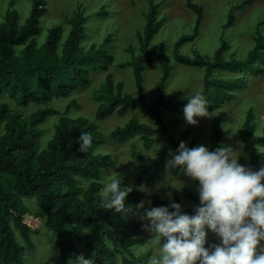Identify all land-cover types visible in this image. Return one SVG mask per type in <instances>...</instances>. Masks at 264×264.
<instances>
[{
    "label": "trees",
    "instance_id": "1",
    "mask_svg": "<svg viewBox=\"0 0 264 264\" xmlns=\"http://www.w3.org/2000/svg\"><path fill=\"white\" fill-rule=\"evenodd\" d=\"M30 1L31 8L23 23L14 7L15 0L7 2L0 20V97L6 95L21 107L29 104L40 106L28 116H22L7 102L0 103V264H25L22 246L16 239L11 222L25 245L31 247L30 226L23 218L26 209L21 203L22 198H34L46 214L45 226L53 232L58 248L52 264H73V257L79 254L77 245L81 243L89 249L95 264H109L112 249L119 252L120 264L137 262L141 258L133 248L139 242L140 234V223L134 218L142 211L136 208L140 201L139 191L132 189L127 194L125 204L128 211L125 213L98 207L97 193L103 185L102 168L111 167L114 163L109 155L96 151L104 144L105 137L88 117L68 115L72 107H78L74 100L62 113L48 106V100L51 97H70L88 87L97 70L105 73L103 82L93 93L97 102L94 118L102 121L113 115L124 116L129 111H137L148 119L144 122L131 116L124 124L112 129L109 136L117 144L133 138L141 142V148H131L129 157L135 183L149 186L159 181L167 169V148H161L155 157L148 152L158 141L156 134L160 132L174 148L179 144V140L170 136L162 111L167 109L180 114L187 103L185 96L166 94L173 66L171 61L203 68L202 88L210 101V111H214L235 99L236 92L246 87V74L263 71L264 35L256 33L254 44L244 58H236L233 54L226 58L229 43L223 32L236 19L230 8L227 21L221 26L219 45L212 56L199 53L185 55L180 49L197 36L203 17L201 5L185 0L186 7L196 14L195 25L190 34H182L174 41L169 55L163 45L159 49L150 45L165 18L158 17L159 4L147 0L143 30L137 33L138 52L131 51V60L117 64L119 68H131L136 90L133 96L123 90V82H114L113 74L108 71L113 62L108 49L109 36L88 48L81 44L88 19L82 11L74 12L70 18V29L63 41L62 26L56 25L49 28L43 42L38 43L37 37L42 31L40 19L48 11L47 0ZM245 1L252 0H241L237 5L241 6ZM99 13H104V10ZM154 64L159 65L160 76L156 82V99L149 103L144 91V72L148 65ZM217 71L236 76L224 78L218 76ZM225 114L223 109H219L211 120L210 150L221 146L228 133L222 126ZM52 115H59V118L51 138L40 149L43 134L40 125ZM254 117L253 109L249 108L238 136L247 152L245 164L259 169L264 166V126L261 134H256ZM81 130L90 131L93 135L88 152L79 151L77 137ZM193 144L192 141L188 146ZM239 162H242L241 158ZM171 169L174 173L183 171L180 166ZM123 183L127 184L124 178ZM179 193L192 200L193 206L181 203L176 192L173 200L181 203L182 211L193 214L194 206L199 203L198 194L185 188ZM151 200L152 205L157 206L170 203L155 192L151 194Z\"/></svg>",
    "mask_w": 264,
    "mask_h": 264
},
{
    "label": "rangeland",
    "instance_id": "2",
    "mask_svg": "<svg viewBox=\"0 0 264 264\" xmlns=\"http://www.w3.org/2000/svg\"><path fill=\"white\" fill-rule=\"evenodd\" d=\"M9 0H0V20L7 8ZM159 4L158 17L165 18V21L150 45L159 49L164 46L165 51L170 55L174 41L182 34H190L193 31L196 14L188 9L185 0H152ZM203 7V17L200 23L199 32L193 41L185 43L180 51L181 53L193 56L199 53L205 56H212L214 50L218 47L221 35V26L227 21V15L230 8L235 14V22L224 32V38L229 43V49L225 52V57L233 54L236 58H244L249 49L254 44L256 33L264 35V0L245 1L243 5L238 6L241 0H193ZM15 9L20 16V22L23 23L28 16L31 8L30 0H15ZM103 9L104 13H99ZM148 9L147 0H47V13L41 17V34L37 37V42H43L47 30L53 26L61 25L63 41L70 29V18L74 12L82 11L88 17L85 24V38L81 44L88 48L91 44L98 45L106 36H109L110 43L108 49L113 55V62L109 70L113 74L114 82H123V90L133 96L136 90L133 82L131 68H119L118 63L131 60V51L138 52L137 33L143 30L145 16ZM172 71L166 86V94H175L178 97H184L188 90H196L202 87L203 68L198 66H188L171 61ZM264 68V67H263ZM218 76L230 78L236 74L217 71ZM101 70H97L92 76L91 84L83 89L74 92L67 98L51 97L47 105L57 109L62 113L66 105L74 100L78 107H72L68 115L71 117L85 116L94 121L101 133L105 137L103 145L96 151L100 154H107L113 160L111 167L102 168L101 182L104 184L115 172L120 173L127 184L132 185V189L138 190L139 199H145V193L140 191L138 184L134 181V171L131 165L129 152L132 147L141 148V142L133 138L124 144H117L111 141L109 133L116 126L124 124L131 116H136L139 120L148 122V119L140 115L137 111H129L124 116L113 115L102 121L94 118L97 102L93 99V93L100 87L104 80ZM160 76V67L158 64L148 65L144 72V91L146 100L150 103L156 99V82ZM246 87L236 92L235 99L223 104L220 108L212 111L215 115L219 109H223L226 114L222 121V126L228 133L225 135L222 144H235L240 141L238 130L244 121L246 111L249 108L254 112V123L256 124L255 133L261 134L264 126V69L256 74H246ZM7 102L12 110L18 111L22 116H28L36 108L34 104L26 107L18 106L12 99L4 95L0 97V103ZM166 125L170 136L174 140H185L187 145L193 141V145L205 144L208 146V137L210 133L211 117H197L198 123L190 124L186 122L183 112L173 113L163 109ZM59 115H52L40 125L43 134L40 139L39 148L46 146L47 141L53 134L54 125L57 123ZM157 142L161 144L159 149H155L156 144L148 152L154 155L163 147L168 149L175 148L171 142L160 132L156 134ZM264 151V148H262ZM170 158L167 153V160ZM243 164L246 158L241 157ZM183 182V188L197 192L196 180L188 177L184 171L173 172L171 167L162 173L161 178L156 183L150 185L152 193H157L165 199H169L167 192H172V199L189 204L190 201L180 195L179 190L172 187V184ZM86 184V182H84ZM264 183V181H262ZM151 193V194H152ZM151 198V197H150ZM22 205L26 209L23 218L30 226L31 247H27L18 230L11 222V226L16 234L18 243L22 246L23 261L25 264H52L57 256L58 248L55 245L53 232L45 226L46 214L42 212L34 198H22ZM149 206V205H147ZM143 211V209H142ZM140 223L139 242L134 246V253L141 259L131 264H151L152 257L157 255V248L152 243L151 234L142 227L143 221L139 215L134 216ZM209 233V232H208ZM209 241L218 242L214 233L209 234ZM110 249L111 243L109 242ZM79 254L82 253L86 258L92 256L91 252L84 243L77 245ZM120 254L112 249V257L109 264H120ZM95 264V263H94Z\"/></svg>",
    "mask_w": 264,
    "mask_h": 264
},
{
    "label": "clouds",
    "instance_id": "3",
    "mask_svg": "<svg viewBox=\"0 0 264 264\" xmlns=\"http://www.w3.org/2000/svg\"><path fill=\"white\" fill-rule=\"evenodd\" d=\"M184 95L186 122L196 124L197 117L214 115L203 88L188 90ZM77 141L79 151L88 152L93 135L81 130ZM160 147L157 142L154 150ZM168 152L166 167L180 166L188 177L198 181L199 203L189 214L168 191L169 204L152 205L153 189L143 183L137 186L146 196L136 205L143 209L139 219L157 248L151 264H264V166L254 169L239 162L242 156L247 158L244 142L210 150L203 143L189 147L180 140L176 149ZM183 186L182 181L172 184L178 190ZM130 191L132 185L124 184L123 176L115 172L98 190L97 205L125 213ZM209 231L218 242L209 241ZM73 264H94V260L80 253L73 257Z\"/></svg>",
    "mask_w": 264,
    "mask_h": 264
},
{
    "label": "crops",
    "instance_id": "4",
    "mask_svg": "<svg viewBox=\"0 0 264 264\" xmlns=\"http://www.w3.org/2000/svg\"><path fill=\"white\" fill-rule=\"evenodd\" d=\"M202 88V87H201ZM146 95V94H145ZM163 112V111H162ZM174 113V112H173ZM163 115H164V113H163ZM165 118V117H164ZM210 134V133H209ZM157 143V142H156ZM194 146V145H193ZM154 147V146H153ZM208 147H209V137H208ZM165 148H167V147H165ZM168 149V148H167ZM176 149V148H175ZM169 150V149H168ZM167 153H168V151H167ZM181 171V170H180ZM150 186V185H149ZM196 193V192H195ZM196 194H198V193H196ZM160 196V195H159ZM163 198V197H162ZM185 198V197H184ZM185 199H187L188 201H190L189 202V204H187V203H185V202H182V201H180L181 203H183V204H185V205H187V206H189V207H191V206H193V201L192 200H190V199H188V198H185ZM167 200H169V199H167ZM212 232L211 231H209V233H208V236H209V234H211Z\"/></svg>",
    "mask_w": 264,
    "mask_h": 264
}]
</instances>
